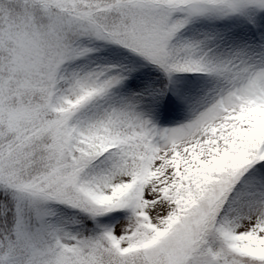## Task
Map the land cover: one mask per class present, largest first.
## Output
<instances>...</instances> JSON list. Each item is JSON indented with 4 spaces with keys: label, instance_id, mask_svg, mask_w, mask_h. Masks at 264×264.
<instances>
[{
    "label": "snow or ice",
    "instance_id": "6c2138e0",
    "mask_svg": "<svg viewBox=\"0 0 264 264\" xmlns=\"http://www.w3.org/2000/svg\"><path fill=\"white\" fill-rule=\"evenodd\" d=\"M0 264H264V0H0Z\"/></svg>",
    "mask_w": 264,
    "mask_h": 264
}]
</instances>
